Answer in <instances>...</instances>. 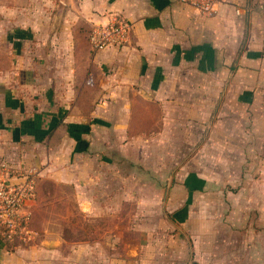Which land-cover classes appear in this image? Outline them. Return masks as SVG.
Here are the masks:
<instances>
[{"label": "crops", "instance_id": "obj_1", "mask_svg": "<svg viewBox=\"0 0 264 264\" xmlns=\"http://www.w3.org/2000/svg\"><path fill=\"white\" fill-rule=\"evenodd\" d=\"M49 7L48 21L23 14L18 35L9 25L0 36V163L34 175L37 188L47 177L80 189L87 217L118 220L120 193L151 172L140 183L171 187L174 221H187L197 205L201 264H217L219 244L228 264L241 252L264 264V0H221L213 16L179 0ZM115 19L129 26L126 41L93 50L91 30ZM135 230L125 262L114 254L123 244L114 224L79 244L40 230L26 246L0 242V264H163L155 230Z\"/></svg>", "mask_w": 264, "mask_h": 264}, {"label": "rangeland", "instance_id": "obj_2", "mask_svg": "<svg viewBox=\"0 0 264 264\" xmlns=\"http://www.w3.org/2000/svg\"><path fill=\"white\" fill-rule=\"evenodd\" d=\"M49 1L50 0H0V36L5 34L6 28L9 27V25H12V30L14 29L11 35H18V29H15V26L13 25L14 23H17L19 16L23 14L26 19H33L34 16H40L42 19L48 21L51 18ZM3 21L8 22L9 24H4L2 27L1 22ZM138 169H141V166H139ZM173 174L174 173H169L171 176H173ZM151 177V172H138L136 178L141 186L135 189L126 188L120 193L115 205V211L121 216L120 220L102 216H96L94 218L87 217L85 210L80 203H78V198L81 196L80 189H76L65 183L53 181L47 177H38L44 178V180L38 188V181H36L37 196L32 203L31 208V228L34 234L35 231L38 230L43 233L58 234L56 237L59 238L64 245L66 241L79 244L83 241L102 239L99 235L91 233L87 235L85 233L98 229L112 228L114 227V224H120L122 226V250L116 251L114 254L116 257H119L120 255L121 260L125 262V254L131 250L138 237L135 236L137 234L135 229L139 228V226L144 229L152 227L155 230L154 233H152L154 243H160L162 240L165 250H167L163 264H167V262L170 261L169 264H173V258L174 256H177L178 246L180 247L179 252L181 257L178 262L179 264H201L199 257L194 251L195 243L199 242V237H195L194 234V232L197 231L195 228L197 224L196 222H198L195 221L196 219L194 218V209L196 207L197 210V205L194 204V200L189 205L191 216L187 221L184 223L174 221L172 215L176 210H173V207L166 203L171 187L152 188L142 186L140 180L142 182L144 180L152 179ZM163 179L164 180L159 181L156 180V182L161 183V181H163L165 183V173ZM128 190L131 191L130 198H128L124 192ZM227 190L230 189H221L220 196L226 197ZM155 198L156 203L153 204L152 200ZM107 208H109L106 210L107 212L113 210V207L111 206ZM224 211L223 206L221 212L225 217ZM147 212L150 213L151 216L146 220H140V215ZM224 221L225 220H222L223 224L225 223ZM253 223V226L255 227L256 219L253 220ZM201 226L209 229V219L207 218L206 221H202ZM158 229H160V231H158ZM178 233L179 236H177ZM206 237L207 244L209 245V236L207 235ZM176 238H178V240ZM224 238L225 237L222 236L220 242ZM183 245L185 250L183 254H181ZM222 245L224 247L225 244L223 243ZM218 247L221 250L216 259L217 264H228L221 245L219 244ZM109 254L113 255L112 252ZM241 255L243 257H241ZM175 264H177V262ZM235 264H257V262L255 260L253 261V259H249L246 253L241 252L239 253L238 260Z\"/></svg>", "mask_w": 264, "mask_h": 264}, {"label": "built area", "instance_id": "obj_3", "mask_svg": "<svg viewBox=\"0 0 264 264\" xmlns=\"http://www.w3.org/2000/svg\"><path fill=\"white\" fill-rule=\"evenodd\" d=\"M199 11L213 16L221 0H179ZM129 26L115 19L106 26L94 27L89 34L93 50L119 46L126 41ZM36 198L35 176L0 163V242L11 247L29 245L35 237L31 228L30 206Z\"/></svg>", "mask_w": 264, "mask_h": 264}]
</instances>
